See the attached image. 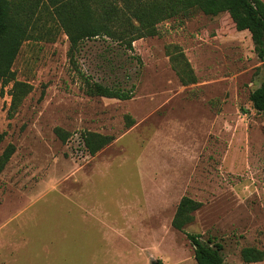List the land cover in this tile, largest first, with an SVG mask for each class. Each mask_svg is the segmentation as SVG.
<instances>
[{
	"label": "rangeland",
	"instance_id": "1",
	"mask_svg": "<svg viewBox=\"0 0 264 264\" xmlns=\"http://www.w3.org/2000/svg\"><path fill=\"white\" fill-rule=\"evenodd\" d=\"M46 7L0 79V155L13 146L0 170V264H196L185 232L220 243L224 264H264L240 254L264 253V116L249 98L264 60L249 31L226 11L194 10L131 49L89 39L74 64ZM84 76L134 84L133 96L90 94ZM14 83L28 91L11 107ZM85 131L112 140L89 154ZM182 195L201 205L178 230Z\"/></svg>",
	"mask_w": 264,
	"mask_h": 264
},
{
	"label": "trees",
	"instance_id": "2",
	"mask_svg": "<svg viewBox=\"0 0 264 264\" xmlns=\"http://www.w3.org/2000/svg\"><path fill=\"white\" fill-rule=\"evenodd\" d=\"M46 5L51 7V12L68 38L67 52L74 64L75 52L89 39H109L131 49L135 39L155 35L159 22L175 16H186L194 10L209 15L226 11L237 30L249 31L258 55L264 60V0H0V79L5 82L13 75L11 67L21 43L35 29H39L41 16L49 13ZM183 64L182 70L189 67L186 60ZM184 72L186 76L187 72ZM187 77L188 80H182L194 81L193 76ZM84 86L90 94L118 99L132 97L134 90V84L125 87L120 83L107 84L85 76ZM24 87L22 83H14L11 107L17 105L28 91ZM249 98L252 107L264 116V78L251 91ZM126 119L132 121L129 115H126ZM55 131L65 140V132L58 127ZM81 137L89 154H94L112 140L111 136L94 131H85ZM12 151V145L3 149L0 170ZM200 205L201 202L182 195L171 225L183 230V226L192 220V212ZM185 235L193 247L196 264H224L220 243L210 237L202 239L199 233L185 232ZM240 254L244 262L259 261L264 255L262 250L250 246L242 247Z\"/></svg>",
	"mask_w": 264,
	"mask_h": 264
},
{
	"label": "water",
	"instance_id": "3",
	"mask_svg": "<svg viewBox=\"0 0 264 264\" xmlns=\"http://www.w3.org/2000/svg\"><path fill=\"white\" fill-rule=\"evenodd\" d=\"M263 49H264V44H263Z\"/></svg>",
	"mask_w": 264,
	"mask_h": 264
}]
</instances>
